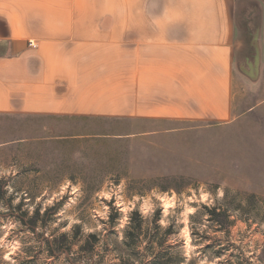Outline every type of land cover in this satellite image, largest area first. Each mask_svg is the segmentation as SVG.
Here are the masks:
<instances>
[{"label":"rangeland","instance_id":"1","mask_svg":"<svg viewBox=\"0 0 264 264\" xmlns=\"http://www.w3.org/2000/svg\"><path fill=\"white\" fill-rule=\"evenodd\" d=\"M244 84V104L254 107L229 124L142 122L165 128L130 135L126 119L0 115V264H69L37 234L72 233L75 224L83 233L73 252L97 232L95 263L118 264L134 209L173 224L167 243L190 264H264V76ZM206 205L233 224L221 228ZM36 208L34 232L21 218Z\"/></svg>","mask_w":264,"mask_h":264},{"label":"crops","instance_id":"2","mask_svg":"<svg viewBox=\"0 0 264 264\" xmlns=\"http://www.w3.org/2000/svg\"><path fill=\"white\" fill-rule=\"evenodd\" d=\"M239 2L0 0V115L232 123L259 14L264 76V0Z\"/></svg>","mask_w":264,"mask_h":264},{"label":"trees","instance_id":"3","mask_svg":"<svg viewBox=\"0 0 264 264\" xmlns=\"http://www.w3.org/2000/svg\"><path fill=\"white\" fill-rule=\"evenodd\" d=\"M7 184L0 183V199L5 196ZM20 207V205L18 206ZM208 210L210 219L220 225L221 228L228 229L233 221L230 220L226 210H220L217 207L205 206ZM59 204L50 206L44 212V216L56 213ZM118 212L112 214V219ZM25 213L21 221L34 232L37 229L39 220L42 218L41 209L36 208L33 215L26 219ZM192 218L194 217L191 216ZM160 215L151 218H145L139 209L131 212L128 225L124 229V240L122 243V254L118 264H190L186 257L176 248L168 245L169 237L174 233L173 224L163 226L159 223ZM45 224V222H44ZM83 233V225L75 224L72 233L65 232L59 236L51 237L37 234L39 241L46 246L47 252L55 257H60L67 253L69 264H97L94 261V250L96 244L100 241L97 232H91L87 235L85 241L80 244L79 249L73 252V246L78 244V236ZM67 241L69 248L63 247V242ZM144 245L143 249L140 246Z\"/></svg>","mask_w":264,"mask_h":264},{"label":"water","instance_id":"4","mask_svg":"<svg viewBox=\"0 0 264 264\" xmlns=\"http://www.w3.org/2000/svg\"><path fill=\"white\" fill-rule=\"evenodd\" d=\"M249 4H254V6H257L256 0H240L238 4L240 13L244 10L243 8H245ZM257 7L259 8L260 6L258 5ZM256 17L258 18V24L252 36L251 46L249 47L252 54V61H247L244 56L242 57V59H238L237 61L238 69L242 72L243 75L247 76L248 80L252 83H256L259 80L261 70V46L259 41L261 28L260 26L262 21L261 14L257 15ZM247 49L248 46L245 45L240 51L243 54L247 51Z\"/></svg>","mask_w":264,"mask_h":264},{"label":"built area","instance_id":"5","mask_svg":"<svg viewBox=\"0 0 264 264\" xmlns=\"http://www.w3.org/2000/svg\"><path fill=\"white\" fill-rule=\"evenodd\" d=\"M31 45L36 46L33 42H31Z\"/></svg>","mask_w":264,"mask_h":264}]
</instances>
